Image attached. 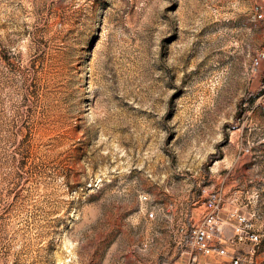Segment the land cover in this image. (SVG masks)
<instances>
[{
	"label": "rangeland",
	"instance_id": "1",
	"mask_svg": "<svg viewBox=\"0 0 264 264\" xmlns=\"http://www.w3.org/2000/svg\"><path fill=\"white\" fill-rule=\"evenodd\" d=\"M260 12L0 0V264H187L210 194L227 254L198 264H264ZM235 215L261 236L252 254Z\"/></svg>",
	"mask_w": 264,
	"mask_h": 264
},
{
	"label": "built area",
	"instance_id": "2",
	"mask_svg": "<svg viewBox=\"0 0 264 264\" xmlns=\"http://www.w3.org/2000/svg\"><path fill=\"white\" fill-rule=\"evenodd\" d=\"M257 20H264L262 12L255 15ZM264 63V40L261 48L252 61V67L256 70ZM205 213L200 225L192 226L189 232V246L190 250L184 252L186 255L187 264H198L197 255L215 258L223 257L227 254L225 238L223 236L225 230V223L221 217L219 207V198L216 194H210L206 201ZM150 217L152 214H149ZM235 223L232 226L233 236L232 242L238 244H247L251 248V254L261 241L260 234L253 228V225L248 222L244 215H235L233 217ZM241 257L234 254L230 257L228 264H240Z\"/></svg>",
	"mask_w": 264,
	"mask_h": 264
}]
</instances>
